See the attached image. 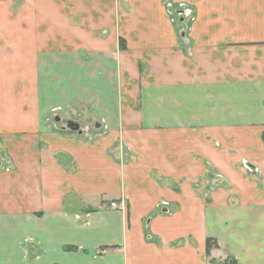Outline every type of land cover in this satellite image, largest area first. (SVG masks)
Wrapping results in <instances>:
<instances>
[{
	"label": "crops",
	"instance_id": "0c3cea01",
	"mask_svg": "<svg viewBox=\"0 0 264 264\" xmlns=\"http://www.w3.org/2000/svg\"><path fill=\"white\" fill-rule=\"evenodd\" d=\"M263 135L264 0H0V264H264Z\"/></svg>",
	"mask_w": 264,
	"mask_h": 264
},
{
	"label": "water",
	"instance_id": "95a60500",
	"mask_svg": "<svg viewBox=\"0 0 264 264\" xmlns=\"http://www.w3.org/2000/svg\"><path fill=\"white\" fill-rule=\"evenodd\" d=\"M184 15V13L183 12H179L178 13V17H179V22H183L184 21V19H183V16ZM181 37H184V33L182 32V34H181ZM55 121L56 122H61V119L59 118V117H56L55 118ZM63 127L61 128V130L63 131V132H65V131H70V132H76V133H79V134H81L82 133V131L80 130V127H79V125H76V124H74V123H72V122H63ZM65 126V127H64Z\"/></svg>",
	"mask_w": 264,
	"mask_h": 264
},
{
	"label": "rangeland",
	"instance_id": "374dc122",
	"mask_svg": "<svg viewBox=\"0 0 264 264\" xmlns=\"http://www.w3.org/2000/svg\"><path fill=\"white\" fill-rule=\"evenodd\" d=\"M54 119H53V117L51 118V122H53L54 123V121H53ZM52 129H54V127L52 128ZM2 148H1V146H0V150H1ZM242 161H244V160H242ZM1 165V164H0ZM241 165V167H243L244 169H247V167L249 166L250 167V165L249 164H245V163H241L240 164ZM251 173H253L255 176H260V171L259 170H256V169H254V171H250ZM257 180H259L258 178H257ZM260 181V180H259ZM113 208H115L116 207V204H115V206H112ZM224 255H225V257L227 256L226 255V253H224ZM218 259V258H217ZM215 260V261H214ZM213 261H214V263L213 264H229V262L228 261H230V257H227V258H225L224 259V257L223 258H219V260H216V259H214ZM211 262V261H210Z\"/></svg>",
	"mask_w": 264,
	"mask_h": 264
},
{
	"label": "trees",
	"instance_id": "16d2710c",
	"mask_svg": "<svg viewBox=\"0 0 264 264\" xmlns=\"http://www.w3.org/2000/svg\"><path fill=\"white\" fill-rule=\"evenodd\" d=\"M264 137V135H263ZM71 249V248H68ZM218 249V243L214 239H207L205 244L206 255H210L211 251Z\"/></svg>",
	"mask_w": 264,
	"mask_h": 264
},
{
	"label": "flooded vegetation",
	"instance_id": "af4514ba",
	"mask_svg": "<svg viewBox=\"0 0 264 264\" xmlns=\"http://www.w3.org/2000/svg\"><path fill=\"white\" fill-rule=\"evenodd\" d=\"M56 117H59V116H58V115L53 116V119L56 118ZM59 118H60V117H59ZM60 119H61V118H60ZM53 121H54V120H53ZM63 122H64V121H62V119H61V122H59V123L55 121V123L57 124V126H58V125H59V126H63V125H62ZM60 129H61V128H60ZM61 131H62V130H61Z\"/></svg>",
	"mask_w": 264,
	"mask_h": 264
},
{
	"label": "built area",
	"instance_id": "2783aa9c",
	"mask_svg": "<svg viewBox=\"0 0 264 264\" xmlns=\"http://www.w3.org/2000/svg\"><path fill=\"white\" fill-rule=\"evenodd\" d=\"M112 206H115V204H112Z\"/></svg>",
	"mask_w": 264,
	"mask_h": 264
}]
</instances>
